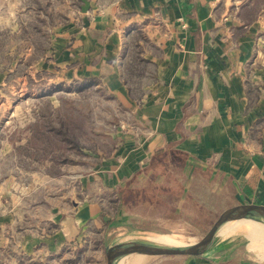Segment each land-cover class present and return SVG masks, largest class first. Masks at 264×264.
Instances as JSON below:
<instances>
[{
  "label": "crops",
  "instance_id": "obj_1",
  "mask_svg": "<svg viewBox=\"0 0 264 264\" xmlns=\"http://www.w3.org/2000/svg\"><path fill=\"white\" fill-rule=\"evenodd\" d=\"M3 1L2 10L10 4ZM75 1L78 22L55 27L49 63L40 57L29 68L35 76L50 72L52 90L92 84L130 123L116 129L113 148L96 153L82 176L27 172L18 164L27 160L0 142V168L8 158L15 164L12 174L0 176V264L54 263L66 245L94 229L175 222L160 215L171 207L186 214L197 180L225 191L203 207L264 205V0H88L87 27ZM160 163L163 176L180 185L179 199L159 188V209L140 203L131 212L104 210L116 188L129 182L144 188ZM26 176L38 182L24 184ZM59 180L61 191L52 187ZM237 208L258 213L250 204ZM211 244L182 264H249L223 239Z\"/></svg>",
  "mask_w": 264,
  "mask_h": 264
},
{
  "label": "rangeland",
  "instance_id": "obj_2",
  "mask_svg": "<svg viewBox=\"0 0 264 264\" xmlns=\"http://www.w3.org/2000/svg\"><path fill=\"white\" fill-rule=\"evenodd\" d=\"M9 1L7 9H0V142L12 145L14 157L27 160L22 164L18 163L27 172L43 170L56 177L82 176L88 173L98 160L94 156L96 153H100V158L113 148L114 141L111 136L116 129L129 124L130 120L105 96L103 90L88 88L77 92L57 88L53 91L50 72L44 71L40 76H35L34 70L29 68V63L40 57L44 64L49 63L50 54L46 52L55 27L61 29L78 22L76 16L79 4L75 0H25L24 3L23 0ZM2 2L4 1L0 0V5ZM72 19L74 21L71 22ZM23 77L26 80L25 87L22 88ZM75 87L76 85L70 89ZM24 93L27 95V101L19 102L17 99ZM34 93H41V98L32 100L30 95ZM10 110L16 113L8 119L6 117ZM19 111L21 114L17 115ZM25 119L27 124L23 129L26 132L18 127L20 123L24 124ZM35 130H42L45 134L39 138L37 134L34 135ZM54 130L55 132H52ZM56 131H60V135H56ZM63 137L75 139L79 147L70 148L68 142L61 141ZM23 140L26 141L21 146L17 145ZM28 160L36 161L37 166L34 167ZM14 165L9 158L4 161L0 176L5 173L12 174ZM22 179L24 184L32 185L36 180L28 176ZM16 182L19 183V180ZM63 185L62 180L52 182V187L59 191ZM191 190L195 206L186 207L190 212L186 215L189 217L187 220L176 218L175 222L165 224L155 222L154 224H158L156 226L144 220V225H136L138 227L134 230L113 228L103 233L101 230H90L80 235L79 242L75 239L66 245L60 252L59 259H54V263L45 264H106V251L110 247L137 242L145 237H171L180 244H195L214 236H217L214 241L223 239L227 243L226 250L231 249L233 254L243 253L249 264H264V242H259L263 249L259 246L253 248L255 242L264 240V230L263 234L262 229L251 234L254 228L260 225L250 222L249 226L237 232L230 230L247 221L252 215L242 214V209L234 207L235 205L213 204L209 205L210 210L200 223L191 224V219L206 208L203 206L207 202L225 192L222 191L224 189H214L212 184L203 180L193 181ZM76 191L79 192V189L76 188ZM110 199L109 196L108 205H104V210L113 213L112 204L109 205ZM159 220L161 221V217ZM191 239L192 241H189ZM188 257L190 256L144 259L139 264H182ZM127 258L120 264H138L130 262Z\"/></svg>",
  "mask_w": 264,
  "mask_h": 264
},
{
  "label": "trees",
  "instance_id": "obj_3",
  "mask_svg": "<svg viewBox=\"0 0 264 264\" xmlns=\"http://www.w3.org/2000/svg\"><path fill=\"white\" fill-rule=\"evenodd\" d=\"M93 87L92 84L86 85V84H78L73 89V91L80 92L84 89ZM67 90H70L67 88ZM72 91V90H71ZM52 132H55L52 131ZM60 131H56V135H60ZM37 134V137L41 138L45 133L41 131H34V135ZM33 136V132L31 134ZM62 142H68L70 144V148L77 149L79 147L78 142L75 139H69L67 137H63ZM25 148L28 149V146ZM35 151V149H33ZM158 165H161V168H158ZM154 165L153 169L151 170L152 178L149 180V183L144 188L141 187H132V183L129 182L126 184V187H118L114 190L110 204H112L113 210L117 211H123V212H131L136 206H138L140 203L146 204L148 206H151L155 209H159L162 207L163 201L162 198H160L157 194L164 190L165 194H168L172 200L173 199H179L180 196V185L172 178L168 177L166 175L163 176L162 174V163ZM159 174V175H157ZM156 176H162L164 178L163 183H156ZM154 177V179H153ZM128 185V186H127ZM159 188H162L163 190H159ZM194 207V203H188L187 207ZM187 213H174V208L171 207V213L160 215L163 217H168L171 220H176V218H183L187 220L189 217L186 216L190 212H188V209H186ZM139 224V223H138ZM232 253V252H231ZM233 254V253H232Z\"/></svg>",
  "mask_w": 264,
  "mask_h": 264
},
{
  "label": "water",
  "instance_id": "obj_4",
  "mask_svg": "<svg viewBox=\"0 0 264 264\" xmlns=\"http://www.w3.org/2000/svg\"><path fill=\"white\" fill-rule=\"evenodd\" d=\"M81 2L80 5V12L84 15L82 18L83 26L87 27L89 22L86 17V14L89 10L90 3L88 0H79ZM252 205L258 213L260 214L261 218L264 220V205L259 203H247V204H238L234 207L243 206V205ZM210 207H206L197 214L191 224H198L200 221L204 219V216L208 214ZM210 241L200 247H186L183 248V244L176 245V246H169V245H159L151 248L150 250L143 251L138 255L141 256L143 259H157V258H170V257H178V256H196L200 255L202 252L207 250L211 243ZM142 245L138 244V242L132 243H122L119 245H115L110 247L106 251V264H117L118 262L122 261L124 258L128 257L130 254L136 252L140 249Z\"/></svg>",
  "mask_w": 264,
  "mask_h": 264
},
{
  "label": "bare ground",
  "instance_id": "obj_5",
  "mask_svg": "<svg viewBox=\"0 0 264 264\" xmlns=\"http://www.w3.org/2000/svg\"><path fill=\"white\" fill-rule=\"evenodd\" d=\"M250 215H252L249 219H247V221H244V222H241L240 224H238L237 226H235L233 229H230V230H232V231H234V232H237V231H239V230H241V229H244V228H246L247 226H249L248 224L250 223V222H255V223H257L258 225H260V226H258V227H256V228H254L253 230V232L251 233V234H253L255 231H257V230H259V229H262V234H263V230H264V220L261 218V216H259L260 214L259 213H257V214H254V213H252V214H250ZM256 215H258V216H256ZM262 225V226H261ZM222 234V233H221ZM176 235V234H175ZM180 236V235H179ZM215 237H217V236H214V237H211V238H208V239H205V240H203V241H201V242H199V243H195V244H183V248H186V247H200V246H202V245H204V244H206V243H208V242H210V241H212V240H214V238ZM249 237V236H248ZM177 239V238H176ZM189 241H192V239L191 240H189ZM189 241H187V242H189ZM195 241V240H194ZM264 242V240H260V241H258V242H255L254 244H253V248L255 249V247H260L261 245L259 244V242ZM138 242V244H141L142 246L140 247V249L139 250H137L136 252H134V253H132V254H130L129 256H128V260H130V262H138V264L140 263V262H142V261H144V259L143 258H141V256H139L138 254L139 253H141V252H143V251H147V250H150L151 248H153V247H155V246H159V245H169V246H176V245H179V243L178 242H176L173 238H171V237H163V239H150V238H148V237H145V238H142V239H140V240H138L137 241ZM263 244V243H262ZM251 248V247H250ZM252 248V249H253ZM260 248H262L263 249V247H260ZM258 250V249H257ZM263 251V250H262ZM264 253V252H263ZM263 255V254H262ZM264 256V255H263ZM260 259V258H259ZM261 259H263V258H261ZM264 261V260H263ZM121 263V261L120 262H118L117 264H120ZM127 264V263H126Z\"/></svg>",
  "mask_w": 264,
  "mask_h": 264
},
{
  "label": "built area",
  "instance_id": "obj_6",
  "mask_svg": "<svg viewBox=\"0 0 264 264\" xmlns=\"http://www.w3.org/2000/svg\"><path fill=\"white\" fill-rule=\"evenodd\" d=\"M125 125H122L121 128H124Z\"/></svg>",
  "mask_w": 264,
  "mask_h": 264
}]
</instances>
